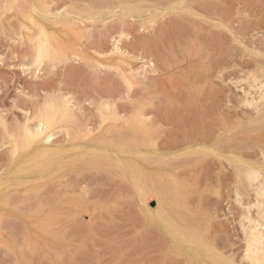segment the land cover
<instances>
[{
    "label": "rangeland",
    "instance_id": "rangeland-1",
    "mask_svg": "<svg viewBox=\"0 0 264 264\" xmlns=\"http://www.w3.org/2000/svg\"><path fill=\"white\" fill-rule=\"evenodd\" d=\"M263 87L264 0H0V264H254Z\"/></svg>",
    "mask_w": 264,
    "mask_h": 264
},
{
    "label": "bare ground",
    "instance_id": "bare-ground-1",
    "mask_svg": "<svg viewBox=\"0 0 264 264\" xmlns=\"http://www.w3.org/2000/svg\"><path fill=\"white\" fill-rule=\"evenodd\" d=\"M30 17V16H29ZM31 21L33 22L32 18L30 17ZM35 25H39L40 24H35ZM42 26V25H41ZM43 27V26H42ZM39 28V27H38ZM41 28V27H40ZM39 28V29H40ZM43 29V28H41ZM40 29V30H41ZM40 32V31H39ZM39 36L36 39V44H35V49H36V63L37 65H41L46 59H51L54 60L55 58V51L60 50L59 48H57V50H53L54 47L52 48V43L53 41L49 38V35L46 33L47 31H45L44 29L41 30V32L39 33ZM50 33V32H49ZM52 33V32H51ZM53 36V35H52ZM55 35L53 36L54 39ZM34 39V38H33ZM51 40V41H50ZM57 41V40H56ZM61 41V40H60ZM55 42V39H54ZM58 43V42H57ZM55 43V45L57 44ZM62 45L60 48H62L64 46V44H60ZM55 48V49H56ZM69 49V48H68ZM63 54L59 51V55ZM57 55V54H56ZM66 54L64 53V56ZM63 55H60V57H62ZM63 56V57H64ZM53 58V59H52ZM55 61V60H54ZM37 67V66H36ZM264 88V87H263ZM260 99H264V90H262V93L260 95ZM56 101V100H55ZM48 103V102H47ZM63 103V100H62ZM53 104V103H52ZM49 105L46 106V109H44L39 118V128H37L36 131H31L30 128H25L24 130H22V134L20 136L19 142L17 143L18 145H16V147L19 146H25V148L29 147L30 145H33L34 143H36V141L39 140V142L43 141L45 143H48L50 139V134L53 130V128L58 124V121L62 120L65 116L67 118H69V105L65 102V104L63 103L61 105V103H59L58 105ZM68 105V106H67ZM107 108V107H105ZM104 110V109H103ZM105 111V110H104ZM102 117V116H101ZM71 118V117H70ZM106 119V117H104ZM72 119V118H71ZM103 119V120H105ZM108 120V119H106ZM63 122V120H62ZM57 123V124H56ZM62 124V123H61ZM65 124V123H64ZM28 127V126H27ZM24 128V127H23ZM55 129V128H54ZM69 129V128H67ZM61 130V128H60ZM67 131V130H65ZM68 133V132H67ZM20 134V133H19ZM19 138V136H18ZM14 140V139H13ZM16 140V138H15ZM16 144V143H14ZM27 146V147H26ZM21 147H19L20 149ZM21 148L20 151L26 150V149ZM14 149H15V145H14ZM48 149V148H47ZM18 150V149H15ZM14 151V150H13ZM49 152V151H48ZM15 153V152H14ZM47 153V152H46ZM46 153H43L44 156L46 155ZM42 154V153H41ZM51 154V153H50ZM48 155V154H47ZM46 155V156H47ZM43 157V156H40ZM37 157V158H40ZM37 170V169H36ZM34 171V169H33ZM46 172V171H45ZM249 172V171H248ZM251 172L247 173V178L248 179H252L254 176H251L250 174ZM29 176V175H28ZM32 176V175H31ZM0 183H2L0 181ZM6 184V183H5ZM264 188V187H263ZM258 192V191H257ZM260 192V191H259ZM254 231V230H253ZM250 232V230H249ZM255 232V231H254ZM252 232L249 236H248V240H247V257L249 260H251L252 262H255L256 264H264V241H262V237H259V235H257L256 233ZM261 236V235H260ZM264 239V238H263ZM254 263V264H255Z\"/></svg>",
    "mask_w": 264,
    "mask_h": 264
}]
</instances>
